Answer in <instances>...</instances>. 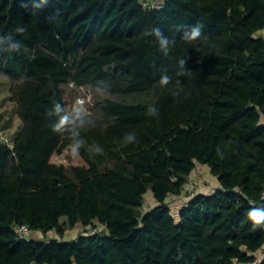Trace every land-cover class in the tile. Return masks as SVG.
Here are the masks:
<instances>
[{"label":"trees","instance_id":"obj_1","mask_svg":"<svg viewBox=\"0 0 264 264\" xmlns=\"http://www.w3.org/2000/svg\"><path fill=\"white\" fill-rule=\"evenodd\" d=\"M158 1L0 0V75L21 121L0 141V264H264V228L247 219L264 208V0ZM196 23L203 36L183 40L181 26ZM154 27L175 40L168 55L145 35ZM165 71L173 84L161 87ZM77 95L90 96L86 143L55 162L73 137L54 133L49 113L71 111ZM197 164L218 187L175 217L166 199ZM95 222L102 231L70 240L17 230L62 237Z\"/></svg>","mask_w":264,"mask_h":264},{"label":"clouds","instance_id":"obj_2","mask_svg":"<svg viewBox=\"0 0 264 264\" xmlns=\"http://www.w3.org/2000/svg\"><path fill=\"white\" fill-rule=\"evenodd\" d=\"M24 6L27 7L26 4ZM180 30L182 32L181 38L189 42L197 41L203 36L202 25H200L199 23L181 26ZM15 31L18 33H23L24 28L18 27ZM145 35L152 36L155 38L159 51L164 55H168L172 47L175 45V40L165 36L159 27L151 28L150 30L145 32ZM6 38L11 40L12 36L7 35ZM3 39L4 38H0V42H3ZM21 48L22 45L19 42H14L10 44L8 51L18 52ZM2 51L4 50L0 49V52ZM187 59L188 58L184 56L183 58L177 61L178 68L175 72V77H177V79H175L174 83V87L176 88L175 94L177 95L180 91L183 90L180 87L181 81L178 78L191 73V71L186 68ZM159 84L161 87H167L168 85L173 84V76L169 75L166 71L163 72L159 79ZM97 92L100 95H104L107 91L100 92V90L98 89ZM155 112L156 110L154 108L148 109L149 115H154ZM49 114H55L58 117L57 121L51 125V129L54 133L59 134L65 131L71 133L73 141L70 145H68L69 152L71 156L78 157L80 155V149L86 143V141L81 137V133L78 129L85 127L87 122L86 118L91 115V113L85 107L84 102L79 101L74 104L71 108V111H66L64 108L61 107L59 103H56L54 104L52 112H50ZM125 139L129 142H134L135 136L133 134H128L126 135ZM95 151L100 155L104 154L103 148H101L98 144L95 147ZM247 219L252 223L254 228H264V208H250L247 211Z\"/></svg>","mask_w":264,"mask_h":264},{"label":"rangeland","instance_id":"obj_3","mask_svg":"<svg viewBox=\"0 0 264 264\" xmlns=\"http://www.w3.org/2000/svg\"><path fill=\"white\" fill-rule=\"evenodd\" d=\"M257 35L264 37V30L258 31ZM9 80L3 75H0V141L4 143H10L14 135L21 127V121L16 116L14 111V104L8 99L9 95ZM88 107L90 101V96L87 95ZM73 105V104H72ZM75 159V157L70 155L69 148L65 149L62 154L56 156L53 160L55 162L61 161L62 159ZM218 187L216 178L210 173L207 166L197 164L192 170L184 184L183 190L178 196H169L166 199L172 214L177 217V212L180 207H182L192 195L196 193H210ZM154 204V200L150 193H146L144 198V210L148 209L149 206ZM101 225L95 222L93 227L83 228L80 224H77L73 228L66 229L62 237L55 235L53 231L48 232L47 236H42L39 232H30L26 238H31L35 240L46 241L50 238H58L60 240H70L76 238L79 234L86 235L88 233L102 231ZM264 256V248L257 251L255 257L259 260Z\"/></svg>","mask_w":264,"mask_h":264},{"label":"built area","instance_id":"obj_4","mask_svg":"<svg viewBox=\"0 0 264 264\" xmlns=\"http://www.w3.org/2000/svg\"><path fill=\"white\" fill-rule=\"evenodd\" d=\"M139 2L147 7V8H157L159 7V2L158 0H139ZM69 87L71 88H74V85L72 82L69 83ZM79 101H83L84 104H85V99L80 96V95H77L75 98H74V101H73V105L76 104L77 102ZM261 197L264 198V191H262L261 193ZM17 230H18V233L21 237H25L27 236L29 233H30V230L25 226V225H20L17 227Z\"/></svg>","mask_w":264,"mask_h":264}]
</instances>
